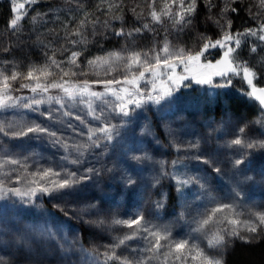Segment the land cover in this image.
Wrapping results in <instances>:
<instances>
[{
    "label": "rangeland",
    "instance_id": "rangeland-1",
    "mask_svg": "<svg viewBox=\"0 0 264 264\" xmlns=\"http://www.w3.org/2000/svg\"><path fill=\"white\" fill-rule=\"evenodd\" d=\"M255 41L259 43L260 40L257 38ZM170 46L176 48L171 44ZM223 51L219 47L209 48L201 58V62L215 64L221 59ZM122 63L117 66V71L107 75L104 69L91 70L94 79L103 86L100 92L105 91L103 81L113 78L123 79L125 70ZM97 72L99 74H96ZM176 73L185 74L183 65L176 68ZM232 77L235 76L231 73L223 78L214 76L213 83H225ZM146 78L151 79L149 74H146ZM183 83L191 86H181L170 99L161 101L160 104L144 103L142 107L135 108L130 117L123 118L130 123L119 127V135L114 136L107 151L104 150V143L99 147L107 152L104 162L99 161L101 157L98 156L96 148H89L80 158L81 163L78 165L69 162L77 156L72 146L90 143L87 139L89 127L95 128L102 123L119 124L122 118L112 112L113 105L118 101L111 95L104 97V100L108 101L107 104L93 98L96 114L100 115L103 109V115L96 120L89 113L86 103H73L65 98L62 108L55 100L51 103L47 102L48 96L56 97L53 88L43 96L38 91L36 94L29 92L28 95L15 97L18 101L16 107L0 110V125L5 126L6 131L9 132L8 136L0 132V164L3 165L0 167V182L6 187L23 189L31 178L28 174L44 168L60 171L61 178H64V172H75L77 177L94 175L93 178L101 182L106 171L105 176L113 180L112 187L115 188L109 187L116 195V201L112 203L101 202L100 197L103 198L101 195L103 193L100 189L94 191L95 187L89 183L90 179L77 185L73 190L74 194L66 200L60 199V194L57 193L48 195L57 208L66 211L67 216L77 213L80 216L91 214L96 217V214L98 218L107 222L109 227L106 231L107 233L110 231L112 241L108 242L106 239L103 242L100 239L93 241V246L102 254L112 248L117 237L132 231L111 224L112 220L133 219L142 214L145 220L169 228L173 240L187 238L203 244L206 243L203 235L195 231L197 222L217 204H233L238 211L244 212L241 219H247L249 211L264 212V148H242L231 143L236 138H241L245 142H264V114L249 122L244 121L242 116L236 117L231 114H226L223 119L215 123L205 121L202 119L200 109L214 98L217 89L220 88L198 85L191 80ZM160 86L158 81L157 87ZM114 87L119 88L121 85ZM151 87V84L140 82L142 91L147 92ZM40 98L45 99L46 102L39 105L37 111H33L36 105H33V108L22 107L23 104L30 103L31 99ZM130 107L134 108L131 105ZM146 108L156 109L160 116V124L169 145L175 152V161H173L175 165H173L179 166L178 173H174L176 180L192 176L204 183V188H199L196 183L183 187L179 192V205L174 213L166 210L163 187L154 191V185H162L168 174L167 150L160 145L146 112L140 110ZM41 113L44 115L41 116ZM49 114L53 117L52 120L47 119ZM77 116L81 119H76ZM81 120L84 122L82 123ZM32 122L42 123L56 131L57 135L69 144V148L65 150L60 144H53L48 137L33 139L30 138L32 134L29 137H13L11 132L17 129L7 128L9 123ZM241 128L244 129L242 133L239 131ZM197 156L200 159L194 158ZM241 158L244 163L234 168L233 162ZM12 159L21 163H7ZM204 160H208L209 163H204ZM217 167L220 172L215 171ZM88 168L94 171L87 173ZM244 177L250 179L245 180ZM127 178L133 179L135 183L126 184ZM103 181L101 186L104 184ZM236 193L239 195L237 196ZM158 202L162 203L161 207H157ZM1 205H4L6 210L0 207V264H105L91 252L81 251L83 248L73 229L54 220H44V217L40 222L23 219L20 212L26 211L31 204L4 199L0 200ZM90 205L95 207L90 208ZM82 209L88 211L82 212ZM40 228H51L57 232L58 237L66 236L68 241L74 242L73 246L64 251L59 247V243H65L62 239L46 240L34 231ZM145 235L141 233L136 239L127 241L126 245L117 248V255L123 254L129 259L145 260L152 255L146 251L148 241L143 238ZM261 239H264V236L254 241ZM225 252L226 249L223 252V261ZM161 259L162 257L148 260V264H161Z\"/></svg>",
    "mask_w": 264,
    "mask_h": 264
},
{
    "label": "snow or ice",
    "instance_id": "snow-or-ice-1",
    "mask_svg": "<svg viewBox=\"0 0 264 264\" xmlns=\"http://www.w3.org/2000/svg\"><path fill=\"white\" fill-rule=\"evenodd\" d=\"M38 0H12V12L15 14L10 20V27L15 30L21 26V21L24 16L27 15L26 4H36ZM102 3H107L108 0H101ZM206 6L209 9L212 7L211 0H204ZM157 0H150L149 13L151 21L157 24H162L167 18L172 24L178 26L182 30L184 26L191 24L192 17L195 16L198 7V0H162V6L159 11L156 8ZM260 5L264 7V0H260ZM120 4L112 0L108 3V11L112 8H119ZM21 10H24L23 12ZM135 11V9H133ZM229 11V6L226 4L223 12ZM232 12H236L235 8L231 9ZM35 20V17H30ZM225 22L220 24V20H217V25L221 28V38L215 41L211 38H204L200 49L196 52L191 50L186 51L184 48H173L169 43L165 42L159 51L153 49L150 52H123L113 51L104 56H98L87 61V67L90 70L104 69L105 75L110 74L118 70L119 65L124 68L123 79H109L103 81L105 91L96 92L90 87L89 81L84 80L81 83H71L70 81L63 80V77L82 75L87 76L88 72L80 71L79 73L72 71L71 69L65 70L60 67V63L52 58L51 66L59 69L61 76L59 80L51 82H41V78L55 75L51 70V66L45 64L42 67H31L26 74H22L17 71H12L10 74H5L0 71V110H4L10 107H16L18 101L11 95V82L18 79H24L35 81V84H22L21 87L30 88L33 94L38 91L43 96L47 94L50 88L59 89L64 96L63 97H47V102L51 103L55 100L56 103L64 107L65 98L73 103L82 102L86 103L89 113L94 119L99 120L103 115V109H101L100 115L96 114L93 108V98L103 101L105 104L108 101L104 100V97L111 95L118 103L112 107V112L116 116L121 117L119 124L102 123L100 126L92 128L89 127L87 139L89 144H77L73 145L76 158L71 159L69 162L73 165L81 163V157H83L89 148H99L101 143H104V150L107 151L108 146L114 139V136L119 135V127H123L124 124L130 123L129 120L123 118L129 117L135 108H140L144 103L151 102L153 104H160L161 101L170 99L173 94L179 90L181 86L190 87V84H184L186 80H191L198 85H209L213 88H225L231 83L230 79L225 83H213L214 76L226 77L229 73L234 76H242V79L247 82L250 91L245 94L257 101L261 108H264V87H258L254 80L257 79V73L253 68L247 66L246 63H240L239 57L234 55L236 50L240 47L241 36H256L259 40L264 41V23H261L256 29H247L244 33H233L231 29V21L225 19L223 14L221 18ZM80 22V28L85 27V21ZM98 22V21H97ZM107 21H105V24ZM143 28L148 29L149 24L145 23ZM135 31L139 32L141 29L137 28ZM75 36L81 37L80 43L86 40L82 31H75L72 33ZM116 35H125L123 29L116 33ZM131 35V33H128ZM73 44L77 41H71ZM221 48L223 49L221 59L217 60L215 64L211 62H201V58L209 48ZM252 52L256 49L253 47ZM80 52L73 51L68 61L76 68H80L77 60L80 56ZM183 65V71L185 74L177 75L176 68ZM137 69V70H133ZM167 70V71H165ZM96 74H99L98 72ZM146 74H149L151 79L146 78ZM143 81L146 84H151V90L145 92L140 88V82ZM159 81L160 87H157ZM114 85H121L116 88ZM29 99V98H23ZM11 102V103H10ZM45 99H31L30 103L22 105L24 108H33V105L37 107L33 111H37L39 105L45 103ZM134 106V108L130 107ZM71 115V113H65ZM41 116L44 113L40 114ZM48 120H52L53 117L49 114ZM76 119H81L79 116ZM83 123L84 121L81 120ZM7 128H15L17 130L11 132L13 137H29L40 139L42 137L51 138L53 144H60L65 150L69 148V144L64 141L61 136L57 135L56 131L51 130L48 126L42 123H9ZM241 133L243 128L239 130ZM0 132H3L5 136L9 135L5 126L0 125ZM95 137V138H94ZM233 145H238L242 148H264V142H245L241 138H236L231 141ZM200 159V157H194ZM67 159V157H65ZM133 159H139L133 157ZM204 163H209L208 160H204ZM11 164H20L21 162L16 159L7 161ZM244 163V160L236 159L233 162V167H237ZM175 165V162H173ZM0 167H3L0 164ZM24 167V165H21ZM94 169H86L87 173H92ZM216 172H220V169L215 168ZM30 175V179L27 182V186L23 189L16 187H6L3 182H0V199H6L9 194L18 197L21 202L31 204L34 202V197L37 193L42 195H53V193L60 194L59 198L66 200L72 196L73 190L77 185L83 183L87 179H91V175H85L77 177L75 172H64L63 177L60 171H55L52 168H44L39 171H35ZM245 180L250 177H244ZM19 182V181H17ZM126 184H133L135 181L131 178L125 180ZM196 183L199 188H204V183L197 177H187L177 181L179 187L177 191L181 192L183 187H187L190 184ZM238 196L239 193H236ZM183 198V197H182ZM162 203L158 202L157 207H161ZM90 208L95 207L90 205ZM82 212L88 211V209H82ZM67 215V213H65ZM244 215L243 211H238L237 207L233 204L222 203L212 207L207 214H205L198 222V226L195 229L203 235L206 243H198L190 239L173 240L171 238V231L167 227H161L153 224L149 220H145L142 214L137 215L136 218L127 220H112L111 224L120 225L128 229H132L131 232L124 233L116 238V241L109 251L103 253L105 258V264L108 261H117L118 264H148V260L161 259V264H224L223 252L233 242V240L239 239L245 243H250L261 236H264V212H248L247 219H241ZM92 224L103 226L105 220L97 218L89 221ZM38 236L43 237L46 240H60L65 243H59V247L64 251L69 250L73 243L68 241L67 237L61 235L58 237L57 232L51 228L34 229ZM245 233V234H242ZM141 233L146 234L143 238L148 241L147 252L152 255L148 256L145 260L129 259L123 256V254L117 255L116 249L126 245L127 241L136 239ZM67 245V246H66ZM81 251H85L81 249Z\"/></svg>",
    "mask_w": 264,
    "mask_h": 264
},
{
    "label": "trees",
    "instance_id": "trees-1",
    "mask_svg": "<svg viewBox=\"0 0 264 264\" xmlns=\"http://www.w3.org/2000/svg\"><path fill=\"white\" fill-rule=\"evenodd\" d=\"M111 2L112 0H108L107 3H102L101 0H38L36 4L25 5L27 15L21 21V26L13 30L10 27V20L15 15L12 12V0H0V71L5 74H10L12 71L26 74L28 69L34 66L42 67L45 64L51 66V60L55 58L60 63V67L65 70L71 69L77 73L82 70L88 72L87 76H69L63 77V80L81 84L84 80H88L91 89L100 92L103 86L97 79H94L93 72L87 67V61L90 59L104 56L113 51L125 53L150 52L153 49L159 51L165 42L175 47H182L186 51L196 52L200 49L204 38H211L213 41L221 38V28L216 21L220 20V24H224L225 21L220 19L222 14L225 19L231 21L230 31L233 33H244L247 29H256L261 23H264V7L260 5V0H211L212 7L210 9L204 0H198L197 12L192 17L193 22L184 26L182 30L167 18H162L164 20L162 24L152 22L148 15L150 0H115L120 4V7L108 11V3ZM226 4L229 6V11L223 12ZM161 6L162 0H157L158 11ZM232 8L237 11L232 12ZM85 16H87L85 27L81 29L80 22L84 20ZM30 17H35V20ZM105 21H107L106 24ZM145 23L149 24L148 29L143 28ZM137 28L141 31H135ZM121 29L125 35H116ZM77 30L82 31L83 36L86 37L83 43L79 42L81 37L72 34ZM240 38L242 41L235 54L239 57L240 63H246L248 67L256 71L257 79L254 80V83L258 87H264V44L261 40L259 43L256 42V36L247 35ZM71 41L78 43L73 44ZM253 47L256 49L255 52L251 51ZM73 51L81 53L77 60L80 68L68 63ZM51 70L55 75L46 79L42 77V82L60 79L59 69L51 66ZM230 81L228 87L217 89L214 98L210 99L203 109H200L203 120L215 123L223 119L226 114H231L236 117L242 116L244 121L249 122L260 114H264L260 105L245 94L250 91V88L242 76L232 77ZM22 84L34 85L35 81L21 78L11 82L13 97L32 93L30 88L21 87ZM54 92L56 97L64 96L61 91L58 92L54 89ZM140 110L146 112L150 126L158 137L160 145L167 150L168 174L162 185H154V191L163 187L166 210L169 213H174L180 200L177 191L178 184L174 175V173H178L177 169H179L178 165H173L175 152L168 143L156 109ZM96 149L98 156L101 157L99 161L103 160L104 162L107 152L105 153L103 149ZM105 174L106 171L103 179L105 181L102 180L103 186H101L102 181L99 182L93 178L94 175H91L92 178L89 181L94 185V191L100 189L103 193L101 194L103 198L100 197V200L104 204L116 201V195L110 190V188H114L112 187L113 180ZM6 199L21 203L18 197L11 194ZM118 203L120 204V201ZM0 207L6 210L4 205ZM65 213L66 211L53 204L51 197L40 193L36 194L34 202L26 211L20 212L23 219L32 222H40L44 217V220H54L73 229L82 248L105 263L104 255L98 249L96 250L93 241L96 239H100L101 242L104 239L108 242L112 241L113 237H111L110 231L109 233L106 231L109 227L107 222L103 226H98L89 222L99 217L96 214L94 217L91 214L80 216L77 213L67 216ZM107 264H118V262L108 261ZM224 264H264V239L250 243L239 239L233 240L226 248Z\"/></svg>",
    "mask_w": 264,
    "mask_h": 264
},
{
    "label": "water",
    "instance_id": "water-1",
    "mask_svg": "<svg viewBox=\"0 0 264 264\" xmlns=\"http://www.w3.org/2000/svg\"><path fill=\"white\" fill-rule=\"evenodd\" d=\"M257 102V101H256ZM258 103V102H257ZM259 104V103H258ZM264 110V108H262Z\"/></svg>",
    "mask_w": 264,
    "mask_h": 264
}]
</instances>
